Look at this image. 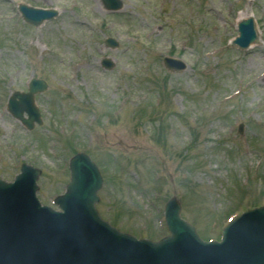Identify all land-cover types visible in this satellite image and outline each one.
Returning a JSON list of instances; mask_svg holds the SVG:
<instances>
[{
    "label": "rangeland",
    "instance_id": "rangeland-1",
    "mask_svg": "<svg viewBox=\"0 0 264 264\" xmlns=\"http://www.w3.org/2000/svg\"><path fill=\"white\" fill-rule=\"evenodd\" d=\"M21 2L58 15L35 26ZM122 2L114 12L102 0H0V178L40 169L37 197L57 208L69 160L85 152L103 176L104 219L159 240L176 197L202 239H219L264 205V0ZM246 6L260 41L240 50L231 42ZM165 56L185 68L167 69ZM32 77L48 87L36 95L43 122L27 129L7 103Z\"/></svg>",
    "mask_w": 264,
    "mask_h": 264
},
{
    "label": "water",
    "instance_id": "water-1",
    "mask_svg": "<svg viewBox=\"0 0 264 264\" xmlns=\"http://www.w3.org/2000/svg\"><path fill=\"white\" fill-rule=\"evenodd\" d=\"M110 9L120 0H104ZM24 18L35 25L51 19L54 10L22 5ZM234 44L246 49L258 40L254 19L239 24ZM109 45L116 42L109 39ZM166 67L179 71L185 64L166 57ZM104 66L113 63L106 59ZM47 88L33 79L29 92H15L9 110L29 129L42 123L34 95ZM28 117L24 116V113ZM71 181L57 198L64 212L41 207L35 197L40 170L23 164L14 183L0 179V264H264V207L245 213L224 232L223 243H204L195 228L180 216V203L172 197L165 209L171 235L159 242L137 239L104 221L97 209L102 176L85 153L70 160Z\"/></svg>",
    "mask_w": 264,
    "mask_h": 264
},
{
    "label": "bare ground",
    "instance_id": "bare-ground-1",
    "mask_svg": "<svg viewBox=\"0 0 264 264\" xmlns=\"http://www.w3.org/2000/svg\"><path fill=\"white\" fill-rule=\"evenodd\" d=\"M252 14H253V12H252L250 6H246L245 9L239 11L238 17H237V22L239 23L240 21L244 20L245 18L249 17Z\"/></svg>",
    "mask_w": 264,
    "mask_h": 264
}]
</instances>
